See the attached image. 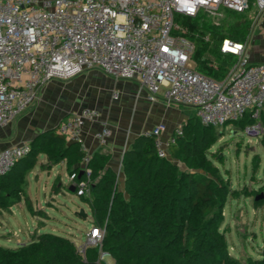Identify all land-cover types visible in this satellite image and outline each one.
Returning <instances> with one entry per match:
<instances>
[{
  "label": "built area",
  "instance_id": "2783aa9c",
  "mask_svg": "<svg viewBox=\"0 0 264 264\" xmlns=\"http://www.w3.org/2000/svg\"><path fill=\"white\" fill-rule=\"evenodd\" d=\"M255 7L248 33L241 43L224 39L221 54L234 58L222 80L194 70L193 43L182 33L175 17H197L202 11L216 15L220 8L242 13ZM264 17V0H0V128L26 112L41 88L52 80L68 81L87 70H99L115 80H134L149 102L193 107L199 122L213 129L242 119L246 136L259 140L264 132L260 115L264 106V63H252L247 49L251 33ZM205 41L208 36H205ZM113 98H117L113 94ZM97 123L93 139L107 145L111 130L92 108L72 111L56 127L57 134L80 145L82 177L67 174L78 197H89L91 154L81 135L85 124ZM164 124L144 132L154 137L157 156L181 135L180 126L163 142ZM28 144L0 150V177L24 157ZM80 254L96 248L99 260L103 231L91 224Z\"/></svg>",
  "mask_w": 264,
  "mask_h": 264
},
{
  "label": "trees",
  "instance_id": "16d2710c",
  "mask_svg": "<svg viewBox=\"0 0 264 264\" xmlns=\"http://www.w3.org/2000/svg\"><path fill=\"white\" fill-rule=\"evenodd\" d=\"M225 12L235 19L227 26H215L199 16L175 17L182 35L194 45V70L214 80H222L234 61L231 55L220 53L222 41L243 42L250 25L247 11ZM260 121L264 128V106ZM238 122L244 129L253 120L246 114ZM180 128L181 135L167 147L169 157L157 156L152 136L141 134L132 140L121 157L122 191L117 174L108 165L109 155H91L90 195L79 198L89 207L91 224L103 231L101 250L113 264H264V248L258 258L240 261L229 254L225 236L219 231L226 201L236 200L243 193L229 188L209 158L214 129L202 125L195 116ZM56 130L46 129L35 136L27 154L0 177V211H9L22 202L26 176L40 156L45 158L41 166L64 163L67 174L82 177L84 154L80 145L66 141ZM260 140L264 145V132ZM262 177L263 184L253 192L254 197L264 191V160ZM54 191L57 193L56 188ZM260 206H264V195L253 199V207ZM0 264L105 262L99 260L96 248L80 254L74 242L65 237L33 233L27 243L15 249L0 246Z\"/></svg>",
  "mask_w": 264,
  "mask_h": 264
},
{
  "label": "rangeland",
  "instance_id": "374dc122",
  "mask_svg": "<svg viewBox=\"0 0 264 264\" xmlns=\"http://www.w3.org/2000/svg\"><path fill=\"white\" fill-rule=\"evenodd\" d=\"M225 11L220 8L214 16L201 11L198 16L215 26H227L235 19ZM254 14L255 7L251 6L246 12L247 18L250 20ZM93 74L85 72L86 77L81 75L78 79L61 83L64 85L54 83L56 87L51 93L55 94L56 102L51 112L59 116L75 106L89 105L97 100L96 93L102 89L103 82L102 77ZM183 110L191 114L188 108ZM213 136L215 140L209 149V158L229 188L243 193L236 200L226 201L219 231L225 236L229 254L240 261L258 258L264 248V206L253 207V192L263 184V142L246 136L243 124L238 121L214 129ZM40 164H44L41 156L26 176L22 202L15 205L12 212L0 211V246L4 248L15 249L20 243H27L33 233L59 235L76 246L85 241L84 234L91 226L88 205L69 191L63 167L46 168ZM259 194L264 195V191ZM81 210L86 214L85 219L77 215ZM103 261L113 264L108 255Z\"/></svg>",
  "mask_w": 264,
  "mask_h": 264
},
{
  "label": "crops",
  "instance_id": "0c3cea01",
  "mask_svg": "<svg viewBox=\"0 0 264 264\" xmlns=\"http://www.w3.org/2000/svg\"><path fill=\"white\" fill-rule=\"evenodd\" d=\"M247 54L250 62L264 63V17L251 33V43ZM85 72L102 77V89L96 93L98 94L97 100L89 105L75 106L59 116L54 115L51 112L53 103L56 102L55 94L51 93L56 87L54 83L64 85L61 83L67 81H49L41 88L36 102L26 112L11 124L0 128V150L10 145L29 144L40 132L56 128L72 111L82 108L95 109L99 112L100 119L106 121L111 130L108 143L104 147H99L93 139V133L99 129L97 123L85 124L81 138L91 155L95 152L109 155L108 165L117 174L118 188L122 191L121 157L132 140L156 125L164 124L165 130L160 134V139L165 142L177 127L195 116V110L193 107L167 106L162 99L149 102L146 92L134 80H115L95 69ZM85 72L71 80L78 79L81 75L83 77ZM113 94H116L117 98H113ZM183 108H188L191 114L185 112ZM41 158L45 163L44 156ZM58 165L65 169L64 163ZM13 207L10 209L11 212Z\"/></svg>",
  "mask_w": 264,
  "mask_h": 264
},
{
  "label": "water",
  "instance_id": "95a60500",
  "mask_svg": "<svg viewBox=\"0 0 264 264\" xmlns=\"http://www.w3.org/2000/svg\"><path fill=\"white\" fill-rule=\"evenodd\" d=\"M69 191L72 192V193H74V186L73 185H70L69 186ZM262 197H263V194H259L257 197H255V200H257L258 198H262ZM77 215L79 217H81L82 219H85L86 218V214H84L82 210L80 212H78Z\"/></svg>",
  "mask_w": 264,
  "mask_h": 264
}]
</instances>
